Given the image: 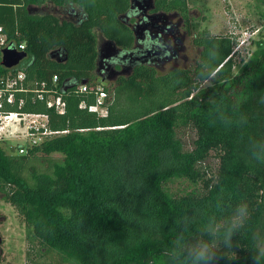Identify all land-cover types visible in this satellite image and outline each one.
Listing matches in <instances>:
<instances>
[{
	"label": "trees",
	"instance_id": "1",
	"mask_svg": "<svg viewBox=\"0 0 264 264\" xmlns=\"http://www.w3.org/2000/svg\"><path fill=\"white\" fill-rule=\"evenodd\" d=\"M155 2L167 12L187 14L186 0ZM44 3L80 12L61 19L40 12ZM129 6L130 0H0V26L25 45L27 81L57 76L66 102L63 115L40 104L26 108L46 114L51 130L66 133L24 155L7 154L0 145V198L45 254L61 259L58 264H167L164 253L185 216L198 214L190 228L196 236L209 215L223 218L247 203L250 216L234 247L221 250L218 264H253L264 234V162L252 157L249 144L264 141V42L254 65L235 74L234 37L197 34L193 42L201 51L187 70L136 68L103 87L107 115L99 117L88 111L94 95L75 89L102 85L95 74L99 35L131 47L132 33L121 18ZM213 43L220 62L211 89L203 93L206 81L197 74ZM221 112L231 124L221 121ZM174 181L200 188L173 193L168 186ZM217 202H223V213Z\"/></svg>",
	"mask_w": 264,
	"mask_h": 264
},
{
	"label": "rangeland",
	"instance_id": "2",
	"mask_svg": "<svg viewBox=\"0 0 264 264\" xmlns=\"http://www.w3.org/2000/svg\"><path fill=\"white\" fill-rule=\"evenodd\" d=\"M191 13H193V29L197 34L206 31L211 36L222 37L232 36L237 42L235 46V67L233 72L238 74L245 65H254L255 56L259 50V42H264V5L261 0H186ZM80 11L79 8H76ZM47 8L43 13H47ZM185 61L179 60L178 64L188 66L196 57V49L188 41ZM171 68L168 64L165 70ZM101 87L111 86L109 83H102ZM212 82L206 81L200 86L204 93L211 89ZM215 98L212 99V101ZM192 136L189 135V139ZM16 140L9 145H16ZM23 144L24 142H20ZM5 148L7 154L9 148ZM52 159H60L61 156L53 154ZM42 164V161H41ZM40 161H39V165ZM47 167L46 162L44 163ZM209 166L216 167V161L209 158ZM43 165V164H42ZM41 167V166H40ZM42 169V168H41ZM170 192L177 194L189 192L200 188L190 185L184 181H174L169 184ZM0 236L2 245L0 247V264H58L61 260L54 255H46L39 241L33 236L31 230L18 216L15 209L0 198ZM257 244H264V234L259 237Z\"/></svg>",
	"mask_w": 264,
	"mask_h": 264
},
{
	"label": "flooded vegetation",
	"instance_id": "3",
	"mask_svg": "<svg viewBox=\"0 0 264 264\" xmlns=\"http://www.w3.org/2000/svg\"><path fill=\"white\" fill-rule=\"evenodd\" d=\"M136 3L142 7L141 10L135 7ZM121 18L132 33V45L124 49L98 36L95 74L101 83L116 85L121 78L132 76L140 66L150 67L161 74L178 69L187 70L200 54L201 48L193 42L197 33L193 29L195 18L189 8L184 16L179 11L167 12L164 7H157L155 0H150V4L149 0H130L129 10ZM138 26L143 30L136 36L133 30ZM186 41L197 52L188 66L183 65V62L178 64L179 60L185 61ZM168 64L171 68L165 70Z\"/></svg>",
	"mask_w": 264,
	"mask_h": 264
},
{
	"label": "built area",
	"instance_id": "4",
	"mask_svg": "<svg viewBox=\"0 0 264 264\" xmlns=\"http://www.w3.org/2000/svg\"><path fill=\"white\" fill-rule=\"evenodd\" d=\"M4 49L25 52V45L9 39L0 26V67L6 72L0 74V145H9L16 140V145L9 148L10 154L24 155L34 146L48 141L55 136L66 133V131H53L48 127V116L46 114L28 111V106L36 104L53 110L58 115H63L66 110V102L58 86L57 76L39 84L27 81L23 59L19 64L10 69L1 65L2 52ZM77 94H93L95 102L88 107V111L99 117L107 115L105 99L106 92L100 85L90 89L86 84L78 85L75 89ZM84 108L82 102L79 105ZM20 142H24L21 144Z\"/></svg>",
	"mask_w": 264,
	"mask_h": 264
},
{
	"label": "clouds",
	"instance_id": "5",
	"mask_svg": "<svg viewBox=\"0 0 264 264\" xmlns=\"http://www.w3.org/2000/svg\"><path fill=\"white\" fill-rule=\"evenodd\" d=\"M219 62V46L213 43L200 62L198 81L212 80L217 74ZM220 119L225 124L232 123L223 112L220 113ZM239 122L246 123V119L241 117ZM249 150L255 160L264 162V141H250ZM215 208L218 213H223V202H217ZM197 215L193 213L183 218L171 248L164 253L167 264H218L221 250L234 247L233 238L244 228L250 211L247 203H239L226 217L218 219L216 214L209 215L206 222L197 229L198 235L192 236L190 228ZM252 260L253 264H264V244L255 245Z\"/></svg>",
	"mask_w": 264,
	"mask_h": 264
},
{
	"label": "water",
	"instance_id": "6",
	"mask_svg": "<svg viewBox=\"0 0 264 264\" xmlns=\"http://www.w3.org/2000/svg\"><path fill=\"white\" fill-rule=\"evenodd\" d=\"M133 1H136V0H132V2ZM143 3L146 4V2H143ZM149 4H150V0H149ZM135 7H137L138 9L142 8L139 5V3H136ZM145 7H148V6L146 5ZM142 30L143 29L141 28V26L136 27V30H133L134 35L137 36L138 33H142ZM2 54L3 56H2L1 65L7 69L17 66L19 62H21L23 59L27 57V54L25 52H16L15 50H9V49H4ZM1 220L2 219L0 218V222ZM1 245H2V237L0 236V247Z\"/></svg>",
	"mask_w": 264,
	"mask_h": 264
},
{
	"label": "crops",
	"instance_id": "7",
	"mask_svg": "<svg viewBox=\"0 0 264 264\" xmlns=\"http://www.w3.org/2000/svg\"><path fill=\"white\" fill-rule=\"evenodd\" d=\"M47 8V12H50L52 14H54L55 16L61 18V19H66V18H76L78 17L80 11H77V7L74 6H70V5H66L63 7H57L54 6L51 3H44L41 7H40V12H43V9Z\"/></svg>",
	"mask_w": 264,
	"mask_h": 264
}]
</instances>
